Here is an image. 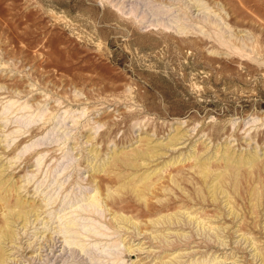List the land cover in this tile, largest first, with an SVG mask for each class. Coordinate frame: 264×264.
Here are the masks:
<instances>
[{
  "label": "rangeland",
  "instance_id": "1",
  "mask_svg": "<svg viewBox=\"0 0 264 264\" xmlns=\"http://www.w3.org/2000/svg\"><path fill=\"white\" fill-rule=\"evenodd\" d=\"M196 1L0 0V264H264V0Z\"/></svg>",
  "mask_w": 264,
  "mask_h": 264
},
{
  "label": "bare ground",
  "instance_id": "2",
  "mask_svg": "<svg viewBox=\"0 0 264 264\" xmlns=\"http://www.w3.org/2000/svg\"><path fill=\"white\" fill-rule=\"evenodd\" d=\"M196 3H198V1H196V0H194V3L193 4H196ZM192 4V5H193ZM199 5V4H198ZM98 200H99V197L97 196V195H94V196H92V198L90 197V201H89V204L91 205V206H93V207H97L98 205H99V202H98ZM12 210V209H11ZM22 214V213H21ZM40 214V213H39ZM23 215V214H22ZM70 224H72L71 222H67L66 223V225H70Z\"/></svg>",
  "mask_w": 264,
  "mask_h": 264
}]
</instances>
